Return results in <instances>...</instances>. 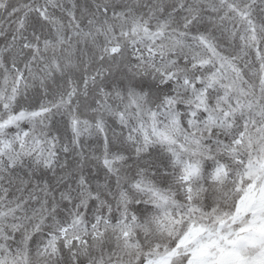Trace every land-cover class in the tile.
Returning a JSON list of instances; mask_svg holds the SVG:
<instances>
[{
    "label": "snow or ice",
    "instance_id": "6c2138e0",
    "mask_svg": "<svg viewBox=\"0 0 264 264\" xmlns=\"http://www.w3.org/2000/svg\"><path fill=\"white\" fill-rule=\"evenodd\" d=\"M0 264H264V0H0Z\"/></svg>",
    "mask_w": 264,
    "mask_h": 264
}]
</instances>
